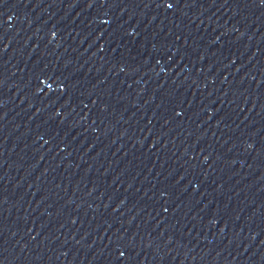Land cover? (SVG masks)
<instances>
[{
  "label": "water",
  "instance_id": "95a60500",
  "mask_svg": "<svg viewBox=\"0 0 264 264\" xmlns=\"http://www.w3.org/2000/svg\"><path fill=\"white\" fill-rule=\"evenodd\" d=\"M0 264H264V231L116 171L0 148Z\"/></svg>",
  "mask_w": 264,
  "mask_h": 264
}]
</instances>
